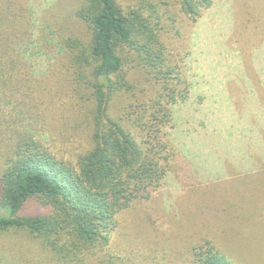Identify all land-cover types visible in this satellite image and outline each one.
<instances>
[{"label":"rangeland","instance_id":"obj_1","mask_svg":"<svg viewBox=\"0 0 264 264\" xmlns=\"http://www.w3.org/2000/svg\"><path fill=\"white\" fill-rule=\"evenodd\" d=\"M81 1L30 0L34 48L21 58L31 83L2 106L6 116L0 111V170L18 124L63 161L75 164L90 146L94 105L78 100L60 47L73 33L87 36L72 13ZM119 1L125 9L156 8L166 71L174 73L165 83L131 60L130 89L113 113H137L167 84L182 85V97L161 134L164 180L118 214L108 246L84 251L76 263L199 264L197 252L213 248L229 264H264V0H214L195 24L181 0ZM51 213L33 200L22 214ZM68 261L27 231L0 234V264H75Z\"/></svg>","mask_w":264,"mask_h":264},{"label":"trees","instance_id":"obj_2","mask_svg":"<svg viewBox=\"0 0 264 264\" xmlns=\"http://www.w3.org/2000/svg\"><path fill=\"white\" fill-rule=\"evenodd\" d=\"M213 3L181 0L182 12L195 24ZM31 8L30 0H0L1 112L31 83L21 58L34 48ZM76 8L72 13L87 36L73 33L60 47L68 56L78 100L94 105L87 120L90 146L75 164L63 161L18 124L14 142L4 145L6 161L0 170V234L27 231L60 262L75 264L84 251L108 246L118 214L135 200L149 198L164 180L167 146L161 134L182 97V85L167 84L137 113L114 114V101L130 89L125 66L131 60L155 78L161 74L165 83L174 73L173 68L166 71L160 16L153 6L150 11L144 5L125 9L119 0H82ZM33 200L51 207L52 213L23 215ZM196 257L199 264H229L213 248L201 249Z\"/></svg>","mask_w":264,"mask_h":264},{"label":"crops","instance_id":"obj_3","mask_svg":"<svg viewBox=\"0 0 264 264\" xmlns=\"http://www.w3.org/2000/svg\"><path fill=\"white\" fill-rule=\"evenodd\" d=\"M257 152V151H256Z\"/></svg>","mask_w":264,"mask_h":264}]
</instances>
